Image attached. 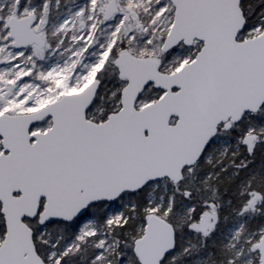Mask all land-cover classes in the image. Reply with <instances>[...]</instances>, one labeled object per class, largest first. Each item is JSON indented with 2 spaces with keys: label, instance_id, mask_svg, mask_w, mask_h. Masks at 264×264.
Masks as SVG:
<instances>
[{
  "label": "snow or ice",
  "instance_id": "1",
  "mask_svg": "<svg viewBox=\"0 0 264 264\" xmlns=\"http://www.w3.org/2000/svg\"><path fill=\"white\" fill-rule=\"evenodd\" d=\"M0 264H264V0H0Z\"/></svg>",
  "mask_w": 264,
  "mask_h": 264
},
{
  "label": "trees",
  "instance_id": "2",
  "mask_svg": "<svg viewBox=\"0 0 264 264\" xmlns=\"http://www.w3.org/2000/svg\"><path fill=\"white\" fill-rule=\"evenodd\" d=\"M258 164H259V161H258Z\"/></svg>",
  "mask_w": 264,
  "mask_h": 264
}]
</instances>
